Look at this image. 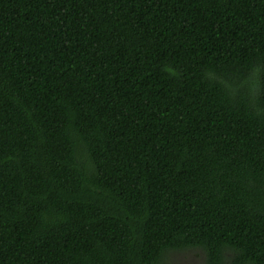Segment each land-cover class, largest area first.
Segmentation results:
<instances>
[{
	"label": "trees",
	"instance_id": "16d2710c",
	"mask_svg": "<svg viewBox=\"0 0 264 264\" xmlns=\"http://www.w3.org/2000/svg\"><path fill=\"white\" fill-rule=\"evenodd\" d=\"M264 264V0H0V264Z\"/></svg>",
	"mask_w": 264,
	"mask_h": 264
},
{
	"label": "rangeland",
	"instance_id": "374dc122",
	"mask_svg": "<svg viewBox=\"0 0 264 264\" xmlns=\"http://www.w3.org/2000/svg\"><path fill=\"white\" fill-rule=\"evenodd\" d=\"M168 261L170 264H207L205 252L198 248L171 251Z\"/></svg>",
	"mask_w": 264,
	"mask_h": 264
}]
</instances>
